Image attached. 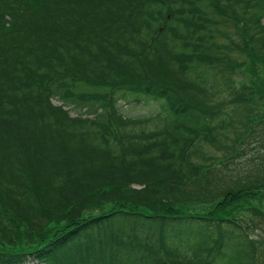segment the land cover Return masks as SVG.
Instances as JSON below:
<instances>
[{
  "label": "trees",
  "instance_id": "trees-1",
  "mask_svg": "<svg viewBox=\"0 0 264 264\" xmlns=\"http://www.w3.org/2000/svg\"><path fill=\"white\" fill-rule=\"evenodd\" d=\"M263 16L0 0V264H255L254 222L230 211L264 199V110L229 73L264 66ZM127 96L153 106L128 116Z\"/></svg>",
  "mask_w": 264,
  "mask_h": 264
},
{
  "label": "rangeland",
  "instance_id": "rangeland-1",
  "mask_svg": "<svg viewBox=\"0 0 264 264\" xmlns=\"http://www.w3.org/2000/svg\"><path fill=\"white\" fill-rule=\"evenodd\" d=\"M261 25L264 27V16L261 19ZM228 32H232L231 27H227ZM222 40V39H221ZM258 68H260V72L258 71V68L254 69V66L252 62H250V59H247L245 63L236 64L235 67L231 70L229 73V76H231L230 80V88L238 89L242 86H248L250 87L254 93L253 98L254 100V106L256 105V108L259 110H264V66L258 65ZM122 102V101H121ZM128 102V103H127ZM54 104H59L56 101H53ZM122 110L124 113L128 116H135L137 114H145L146 110L153 106L150 102H146L143 99L135 100L132 96H127L124 101L121 104ZM241 204L238 205L233 209V211H230V214H234L235 217L239 219H244L248 221L254 222L255 227L250 228L249 237L251 240H254L255 242V264H260V255H261V246L260 242L264 238V199L263 198H257V199H251L247 200L245 202H240ZM259 212L260 214L254 215L253 213ZM38 216V215H36ZM6 222L4 218L1 219V222ZM38 223H43L42 219H38L36 225L33 223V227H31L33 230L32 233H35L36 235H41L46 230L45 228L39 226ZM256 228V229H255ZM12 228L6 229L3 232H0V240L1 243H7V240L10 241L8 238L11 236ZM15 243V242H14ZM14 243H7L4 244L5 246H12L14 247ZM254 244V243H253ZM26 264H42L37 262H29Z\"/></svg>",
  "mask_w": 264,
  "mask_h": 264
}]
</instances>
